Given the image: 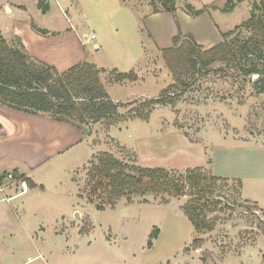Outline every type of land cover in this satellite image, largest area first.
Instances as JSON below:
<instances>
[{"label":"rangeland","instance_id":"1","mask_svg":"<svg viewBox=\"0 0 264 264\" xmlns=\"http://www.w3.org/2000/svg\"><path fill=\"white\" fill-rule=\"evenodd\" d=\"M204 1L175 0L172 13L157 0H67L68 10L60 12L53 5L42 22L57 30L72 25L79 37H86V61L109 68L99 75L103 84L115 77L113 70L135 76V80L123 81L137 84L135 98L126 100L124 87L113 90L114 97L123 101L114 102L124 104L118 111L126 114L173 82L161 50L169 47L178 31L196 39L191 32L195 31L199 43L210 48L216 44L209 43L218 31L216 24L225 32L248 17L239 9L213 12L212 1ZM185 4L195 9L207 7L208 12L197 17L188 12L189 17L181 15L177 7ZM154 8L161 12H153ZM91 33L97 37L95 41H91ZM95 43L98 49L92 47ZM84 129V137L99 151L80 167L86 145L27 175L39 185L36 189L18 180L12 170L0 180V264H264L261 210L249 213L236 207L218 213L214 230L196 234L181 209L188 195H147L135 197L132 203L122 199L113 209L104 210L77 197L87 161L108 151L128 163L178 172L196 165L212 172L213 164L219 174L239 178H228L219 194L229 202L255 203L264 210V184L245 176L243 159L249 153L238 148L241 143L264 146V95L255 94L247 79L210 71L174 105L153 107L147 121L126 120L109 128L96 123ZM181 140H202L203 145L184 150ZM250 155V161L259 156L257 152ZM239 182L240 194H236L232 188ZM155 227L159 233L148 248ZM194 237L202 239L199 248L191 245Z\"/></svg>","mask_w":264,"mask_h":264},{"label":"trees","instance_id":"2","mask_svg":"<svg viewBox=\"0 0 264 264\" xmlns=\"http://www.w3.org/2000/svg\"><path fill=\"white\" fill-rule=\"evenodd\" d=\"M157 1L162 9L175 12V0ZM234 5L235 2L226 0L220 10L230 12ZM38 7L45 13L48 5L44 0H38ZM250 7L249 17L232 29L221 32L220 41L210 48H204L190 34L178 31L171 46L161 50V58L173 82L157 97L143 101L140 107L129 109L126 114L118 111L124 104L114 102L100 80L99 75L105 70L83 61L59 72L32 57L18 37L7 40L0 34V104L29 114L47 115L55 121L74 126L84 136V128L96 123L109 128L126 120L147 121L153 107L174 105L201 76L210 71L215 75L247 79L255 94L264 95V0H253ZM184 8L194 16L208 12L207 7L195 9L190 4H185ZM158 11V8L153 9V12ZM31 27L41 34L47 32L34 23ZM113 71L115 77L107 80L109 83L136 79L129 72ZM251 76L255 78L251 79ZM83 168L85 177L77 197L93 204L96 210L113 209L122 199L132 203L135 197L147 195H188L189 199L181 209L196 234L214 230L218 213L234 211L236 207L244 212L261 210L264 213L255 203L248 206L235 204L236 200L227 201L218 189L222 183L228 185L229 179L201 167L178 172L128 163L111 152L102 151L88 160ZM13 172L18 180L25 181L31 188L35 186L25 175ZM7 175L2 173L0 180ZM240 185L239 182L232 188L236 194H240ZM142 202L147 203L145 198ZM158 233L157 227L151 231L148 248ZM201 241V238L194 237L191 245L199 248Z\"/></svg>","mask_w":264,"mask_h":264},{"label":"crops","instance_id":"3","mask_svg":"<svg viewBox=\"0 0 264 264\" xmlns=\"http://www.w3.org/2000/svg\"><path fill=\"white\" fill-rule=\"evenodd\" d=\"M46 1L48 2H46L48 8L45 13H42L38 7V0H0V34L7 40H10L14 36L18 37L23 43L26 51L32 57L55 67L57 71L61 72L74 64L86 61V58L89 56L88 50L85 49L87 44L86 41L88 40H85V36L79 37V34L76 33L72 25H68L61 30L48 28L46 24L42 22V16L47 15L51 9L54 8L53 5H55V9L60 10V12L66 11L68 8L65 3L67 0ZM202 1L205 2L204 0ZM211 1L210 2L217 7L213 10V12H216L218 8L221 9L223 7L226 0ZM252 1L253 0L233 1L235 2L234 7L227 13H233L239 9L240 11H246L249 17L251 10L250 3ZM210 2L209 4H211ZM220 9H218V11ZM160 10L161 9H159V11ZM177 10L182 12L180 13L181 15L185 13L189 17L184 7L179 6ZM163 14L164 13H157V15ZM31 23H34L38 28L44 29L47 32L45 34L38 33L31 27ZM216 27L218 31L216 29L213 35L210 36V44H215L220 41V33L222 31L217 24ZM191 32L196 37L195 41L197 40L196 42L199 43L200 41L197 33L195 31ZM96 39L97 37L95 36L93 40L95 41ZM201 45L204 46L203 44ZM169 46H171V43ZM92 47L94 49L99 48L96 43L93 44ZM94 65L101 69H109L97 66L96 64ZM117 70L120 71L119 69ZM104 85L113 101L123 102L120 98L114 97L113 95V90L116 89V86L124 87L123 89L127 91L124 97L126 100L135 98L138 94L136 93L137 90H135L136 83L130 84L122 81L107 82L104 83ZM140 95H144L143 91L140 92ZM181 141L182 149L184 150H193V148H197L198 145H203L202 140L201 142H190L189 140ZM82 145H86L87 149L82 159L83 161L78 167L99 151L96 145L90 142L89 137L82 136L74 126L68 123L55 121L47 115L29 114L0 104V175L12 170L27 177V175H31L30 173H34L45 163ZM152 146L154 147V145ZM239 146H241L238 147L241 151L244 152L245 149L249 153V156L243 159L245 176L253 178L255 183L259 185L264 184V146L249 145L246 143H241ZM254 152H257L259 156L257 160L250 161L252 159L250 154ZM211 171L217 176L238 178L231 175L219 174L216 169L213 168V164ZM29 179L33 182L31 178ZM34 185L33 189L39 186L36 183H34ZM243 191L244 181L242 180V195ZM244 198L249 199L246 197ZM50 252L51 250H49V253ZM33 258H30V260ZM41 264H45V262H41Z\"/></svg>","mask_w":264,"mask_h":264},{"label":"built area","instance_id":"4","mask_svg":"<svg viewBox=\"0 0 264 264\" xmlns=\"http://www.w3.org/2000/svg\"><path fill=\"white\" fill-rule=\"evenodd\" d=\"M86 38V37H85ZM95 38L94 34L90 35V39L93 40Z\"/></svg>","mask_w":264,"mask_h":264},{"label":"water","instance_id":"5","mask_svg":"<svg viewBox=\"0 0 264 264\" xmlns=\"http://www.w3.org/2000/svg\"><path fill=\"white\" fill-rule=\"evenodd\" d=\"M76 216H77V213H76Z\"/></svg>","mask_w":264,"mask_h":264}]
</instances>
